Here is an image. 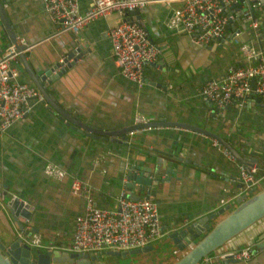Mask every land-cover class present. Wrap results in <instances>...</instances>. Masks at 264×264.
Listing matches in <instances>:
<instances>
[{"label":"crops","instance_id":"obj_1","mask_svg":"<svg viewBox=\"0 0 264 264\" xmlns=\"http://www.w3.org/2000/svg\"><path fill=\"white\" fill-rule=\"evenodd\" d=\"M91 1L78 0V12H84ZM2 4L17 41L27 45L25 61L34 74L42 75L65 56L70 42L76 40L81 45V57L57 76L52 74L54 78L45 84L47 94L70 117L110 131L133 125L139 114L148 121L162 119L200 127L242 155L264 147V100L251 96L240 108L229 104L216 109L199 94L206 79L220 80L228 64L244 60L233 43L198 46L185 33L168 29L167 19L179 2H150L139 10L140 22L159 49L157 62L144 67L142 85L124 78L113 61L106 31L122 19L119 15L97 17L77 33L55 34L42 0H4ZM233 29L239 30L241 42L264 48L262 31L254 35L245 20L234 21L225 35ZM7 45L0 26V51ZM16 67V80L33 85L19 60ZM253 120L255 129L248 127ZM77 129L46 103L31 102L27 114L0 131V190L31 206L27 226L43 246L69 249L74 218L84 210L82 192L70 190L73 179L88 190L97 207L117 209L123 175L130 164H152L151 152L163 172L157 174L162 180L151 185L148 194L157 205L162 235L140 253L124 257L103 254L101 260L106 264H172L191 244L176 248L169 232L226 205L229 211L235 206L234 198L246 192L236 180L238 163L221 154L212 143L214 138L201 132L158 125L134 132L125 143L119 135L98 136ZM47 162L64 171V176L56 180L44 174ZM167 165L171 170L168 175ZM257 166L264 168V162ZM134 194L146 196L138 187ZM227 211L207 220L209 226ZM18 219L24 225L21 217ZM2 229L0 223V232ZM11 229L18 235L15 224L11 223ZM245 247L250 249L247 260L225 258ZM104 251L117 250L94 252ZM214 256L219 264H264V217L209 253V264Z\"/></svg>","mask_w":264,"mask_h":264},{"label":"built area","instance_id":"obj_2","mask_svg":"<svg viewBox=\"0 0 264 264\" xmlns=\"http://www.w3.org/2000/svg\"><path fill=\"white\" fill-rule=\"evenodd\" d=\"M173 1L180 5L171 10L166 22L168 29L185 33L198 46L219 44L220 41L233 43L237 45L244 60L242 64H228L220 80L206 79L199 87V94L216 109H222L229 104L240 108L251 96L264 100V48L241 42L238 37L239 30L233 29L230 35H225L226 28L239 18L248 23L254 35H258V21L254 11L264 9V0H92L82 13L78 12V0H42V4L48 19L56 28L55 34L77 33L91 20L112 13L122 17L106 31L113 61L124 78L142 85L145 83L144 67L157 62L159 49L150 41L139 18H130L129 12L141 10L150 2ZM19 52L12 44L0 51V131L27 114L31 109V102L44 100L35 86L16 80ZM63 58L64 56L58 62H63ZM60 67L55 68L52 74ZM147 121L144 116L137 114L133 118V125ZM154 127L147 125L129 130L120 139L127 143L134 132ZM212 143L227 159L234 160L233 155L219 141L214 138ZM42 171L56 180L64 176V171L50 162L43 165ZM236 180L246 191L258 190L264 187V168L255 163L247 167L238 163ZM124 181L125 175L116 197L118 209L97 207L88 190L77 179L71 181V192H82L84 210L74 218L70 251H127L149 245L161 237L156 203L148 196L137 200L130 199L124 191ZM21 201L23 204L27 203L22 199ZM21 220L24 225L18 233L19 236L29 230L27 219L21 217ZM28 242L35 247H43L34 234ZM249 256L250 249L245 247L225 258L247 260ZM203 261L208 262V257ZM213 264H219L217 256H214Z\"/></svg>","mask_w":264,"mask_h":264},{"label":"water","instance_id":"obj_3","mask_svg":"<svg viewBox=\"0 0 264 264\" xmlns=\"http://www.w3.org/2000/svg\"><path fill=\"white\" fill-rule=\"evenodd\" d=\"M3 1L0 0V26L1 31L8 39V44L15 46L18 54V60L22 65V68L26 72L31 83L37 88V90L43 96V103H46L57 114L66 120V123H70L77 127L78 131L90 132L94 135H119L124 138L123 134L129 130L139 127L169 125L178 126L190 129L192 131L201 132L205 135H209L219 141L227 150L233 155L234 160L244 166H249L252 163L264 162V147H255L249 149L247 152H251L252 155H242L238 150L229 145L225 140L219 136L202 129L197 126L185 122H172L165 120L147 121L144 124L131 125L118 130H98L93 126L83 123L75 118L70 117L62 109H60L53 101L51 96L47 94L45 84L50 83L52 78L60 74L71 63L81 57V45L78 41L74 40L70 42L69 50L63 58V62L55 63L51 68L46 70L42 75L38 76L34 74L28 63L25 61V54L21 52L27 48V45L20 44L11 28V25L6 17L5 10L3 8ZM249 7V4H248ZM130 18L133 16L139 18V10H133L129 12ZM125 18H128L126 16ZM59 70L53 73L52 71L59 67ZM159 85V84H157ZM244 151V148L242 149ZM152 157V164L135 165L130 164L126 171L125 181L123 184L126 195L132 199H139L138 194H134V189L138 187L139 191H145L146 196L149 194L151 185L160 182L162 178L157 176L163 172L159 171L158 158H155V153H148ZM157 159V160H156ZM165 174L170 173V168L166 166ZM168 169V170H167ZM138 171V172H136ZM154 174L155 176H152ZM241 187V184L240 186ZM235 206L229 211V206L226 205L219 209L216 213H210L205 216L194 219L182 228L174 229L169 232L167 236L171 239L172 243L178 249H184L187 245L191 246L172 264H199L200 261L207 258L208 254L215 251L218 247L223 245L232 237L246 229L248 226L264 217V187L255 190L250 189L241 193L234 198ZM29 204H23L18 197L12 198L7 196L5 191L0 190V223L6 229V236L0 232V264H106L101 260L103 254L113 256H126L127 254H134L146 251L150 248V245H145L140 248L130 249L127 251H104V252H73L69 249L54 248L53 246L35 247L28 242L32 232L34 230L25 231L22 236L14 233L11 229V223L16 225L18 231L22 230L23 224L19 221V217L28 219L30 212L28 210ZM118 209V208H117ZM227 211L224 216L217 220L212 226H209L207 220L214 217L216 214ZM205 264H209L205 262Z\"/></svg>","mask_w":264,"mask_h":264},{"label":"rangeland","instance_id":"obj_4","mask_svg":"<svg viewBox=\"0 0 264 264\" xmlns=\"http://www.w3.org/2000/svg\"><path fill=\"white\" fill-rule=\"evenodd\" d=\"M254 15L259 23V28H258V32L259 30L262 31V34L264 35V26L260 27L262 25V23L264 22V9L262 10H255L254 11ZM261 115L258 116V118L260 117ZM257 117H255L254 119H256ZM253 119V118H252ZM249 128H252V129H255L256 125H255V121L253 120L252 123H250L248 125ZM249 133V132H248ZM249 135V134H248ZM3 226V225H2ZM4 227V226H3ZM2 233H3V236H6V229H2ZM4 237H0V239H2Z\"/></svg>","mask_w":264,"mask_h":264}]
</instances>
